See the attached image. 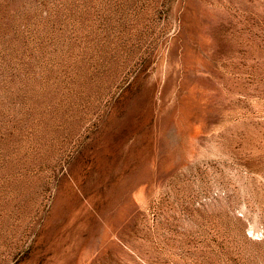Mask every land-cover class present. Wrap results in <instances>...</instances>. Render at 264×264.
<instances>
[{
	"label": "rangeland",
	"instance_id": "obj_1",
	"mask_svg": "<svg viewBox=\"0 0 264 264\" xmlns=\"http://www.w3.org/2000/svg\"><path fill=\"white\" fill-rule=\"evenodd\" d=\"M0 264H264V0H0Z\"/></svg>",
	"mask_w": 264,
	"mask_h": 264
}]
</instances>
